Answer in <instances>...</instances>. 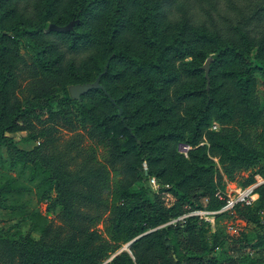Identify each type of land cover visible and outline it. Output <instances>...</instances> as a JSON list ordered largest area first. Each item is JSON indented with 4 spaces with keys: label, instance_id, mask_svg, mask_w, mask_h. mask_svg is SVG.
Masks as SVG:
<instances>
[{
    "label": "trees",
    "instance_id": "trees-1",
    "mask_svg": "<svg viewBox=\"0 0 264 264\" xmlns=\"http://www.w3.org/2000/svg\"><path fill=\"white\" fill-rule=\"evenodd\" d=\"M22 1L0 0V94L14 93L7 86L17 82L9 77L14 74L9 60L17 56L12 41H24L27 52L34 53L30 68L40 70L34 75L46 78L36 84V98L0 101V209L25 215L23 197L32 191L30 183L41 201L52 200L55 190L51 207H60L67 233L50 237L52 225L44 218L40 239L0 229V264H103L142 234L130 250L105 264H260L264 182L255 189L252 205L217 213L214 223L196 215L172 221L196 209L221 210L225 201L216 193L226 192V180L248 187L264 178V96L256 92V74L264 77V0H245L246 5L232 0L230 9L237 8L238 15L224 11L225 24L210 13L212 22L199 27L189 14L165 28L161 9L155 11L148 0L115 5L113 0H46L22 27L10 24L11 5L18 8ZM52 21L61 26L49 29ZM130 33L136 39H129ZM91 49L102 56L83 70L66 63L68 52ZM209 52L215 55L208 78L200 60ZM188 57L195 61L186 62ZM20 59L28 68V60ZM100 75L104 89H91L80 99L71 96V84L94 82ZM185 78L198 85L171 101V89ZM186 101L195 103L189 112L197 109L194 118L199 119L188 136L174 123ZM45 113L70 129L78 122L102 147L101 160L91 149L81 185L70 172L53 175L41 164L40 135L31 130L34 121L45 122ZM216 122L223 125L219 131L213 130ZM156 128L159 132L146 137ZM22 130L30 131L22 136ZM183 144L191 146L188 156ZM167 176L170 187L151 189V179ZM169 192L176 198L173 204ZM229 213L257 226L254 237L244 234L243 247L249 250L238 257L222 247L228 234L219 220ZM183 237L189 246L183 247Z\"/></svg>",
    "mask_w": 264,
    "mask_h": 264
},
{
    "label": "rangeland",
    "instance_id": "rangeland-1",
    "mask_svg": "<svg viewBox=\"0 0 264 264\" xmlns=\"http://www.w3.org/2000/svg\"><path fill=\"white\" fill-rule=\"evenodd\" d=\"M45 1L46 0H41V2H37V0H23L18 8H14L13 5H11V8L13 9L10 12L11 19L9 20V23L21 24L23 22H26L27 19H31V17L35 14L33 13V11L36 5H43L45 4ZM118 1L119 0H113V5L117 4ZM147 2L152 7H155V11L157 8L161 9L162 13L160 22L163 28L167 27L168 24H175L179 20L185 21V17L189 16V14H193L190 20L199 27L201 25H208L212 22L211 17H209L210 13L215 15L216 21L221 20L220 23L223 24H225V21H222V13L224 11H230L238 15L237 8H235L234 10L230 9L233 5L232 0H148ZM237 2L238 5H246L247 3V1L245 0H237ZM234 6L237 7V4L234 3ZM63 18L64 17L62 16V19ZM22 26L23 24H21V27ZM49 26V29H52L60 27L61 25H58L54 21H52ZM262 34L263 33H261L260 36L258 34L256 35V38H259L258 41H260ZM129 35V39H136L133 33H130ZM252 35H255V33H252ZM45 40L47 42L48 38H46ZM120 41L124 43L126 41L125 36L120 39ZM23 42L24 41H22L21 44L18 45L17 42L12 41L11 45L15 49H17L15 50L17 56H11L9 60V63H11L9 69L14 72V74L10 75L9 77H11L12 79H17V82L15 84L9 82V85L7 87L10 90L13 89L14 93H8L7 91L3 90V93L0 94V101H6L8 98H10V96H15L17 98H20L21 100H24V98L26 97L34 99L37 96V93L34 90L36 84L38 83L40 85L42 79L46 78V76L41 78V76L34 75L35 72L40 70H32L30 68V62L34 57V53L31 51H29L28 53L24 47ZM41 42L44 43L45 41ZM208 51H210V49ZM59 54L60 52H57V55ZM214 55L215 53L209 52L207 58H203L200 60L202 65L204 66L207 60L211 58L209 76ZM101 56L102 53L99 50L91 49L79 52L78 54L68 52V54H66L65 56V60L66 63H75L77 69L83 70L87 67V64L94 60V58L99 59L101 58ZM20 58L28 60V62L30 63L28 68H26L25 62H23ZM185 61L189 63L190 61H195V59L193 57H188L185 59ZM184 63L185 62H183L182 60H178L176 62L178 66H183ZM12 64L14 65L12 66ZM62 64L63 66H66L65 62H63ZM204 74H206L205 70ZM256 80L257 95L262 97L264 96V77L261 73L256 74ZM72 85L73 84L69 86V91ZM197 85V81L194 78H185L182 81L181 85L176 86L175 88L173 87L171 89L169 93L171 101H174L176 95L182 93L185 89L189 87L193 88ZM191 103L193 105L194 102H184V105L181 107V109H179L176 117H174V123L177 124L176 126H179L178 131L183 132L187 136L189 134H192L194 126L197 123L199 124V119L194 118L196 117V114L198 112L197 109L194 113L189 112ZM188 112L191 113L192 117H190ZM42 119L45 120V122L41 123L34 121V128L33 130H31L40 135L37 138L36 143L39 146L40 153L42 154L41 159H43V161L41 160V164L44 166V168H48L51 173H53V175H56L58 173L61 176L60 171L62 170L70 172L72 175V181H77V183L81 185V178L87 175L86 169L88 167V160L91 149L95 148L94 154H96L97 158L101 160L102 147L96 145V142L90 138L88 131L80 126L81 124L78 125V122H76V128L70 129L67 126H64L62 120L59 121L62 124L51 121L48 113L43 114ZM216 124L218 125L217 129H212L219 131L223 127V125L220 122H216ZM161 129L166 130L167 128ZM28 131L30 130H22L19 134L22 136H26L29 134ZM157 132H159L158 128L147 132V135L149 136L146 137H152ZM19 134H16L15 137L18 138ZM205 140L206 139H204V141ZM189 149H191V146L186 144L181 145V151L185 153L186 156H188ZM3 150L5 151V148H3ZM148 153H150L149 150L144 153V157H146ZM144 167L148 168L147 161L144 162ZM15 173L16 172H11V174ZM243 175L247 176V173H243ZM171 178L172 177L169 176L163 177L162 179L153 178L155 179V183L151 179V181L149 182V186L153 191L158 192V189L161 186H171L167 183V181ZM137 179L138 178L134 180L135 183L137 182ZM30 186L32 191L27 192L23 197V200L28 202V206L25 212L27 215L7 212L0 209V229L8 230L10 228L13 232L18 230L19 233L23 235L31 234L35 239H40L44 235L42 227H40L42 223L41 218H44L48 223L52 225V231L49 235L50 237L56 235V233L59 231L67 233L65 222L61 218L60 207H51V205H53L52 203L54 199L57 197V191L54 190L51 193L52 200L41 201V194H38V189L32 183H30ZM238 187H240L239 181L226 180L227 192L234 193V191ZM80 188L83 189V187L81 186ZM162 197L164 198L165 195H163ZM166 197L171 201V204L176 202V198L171 192H169ZM31 213H36V215L32 216ZM262 220L264 221V214L262 215ZM219 221L220 225L228 234L227 237L222 236V241H225L222 247L227 249L228 253H230L232 257H238L248 253L249 248L243 247V245L245 244L243 241L246 238L244 234L247 233V235H249L250 237H254V235L256 234L257 226L254 224H248L247 222L238 219L235 214L232 213L226 214ZM12 226L16 227L13 228ZM97 228L100 230V232H103V223L98 224ZM182 240L184 241L183 247L189 246L187 240L184 237L182 238ZM125 245H123V247ZM258 262L260 264H264V256H258Z\"/></svg>",
    "mask_w": 264,
    "mask_h": 264
},
{
    "label": "built area",
    "instance_id": "built-area-1",
    "mask_svg": "<svg viewBox=\"0 0 264 264\" xmlns=\"http://www.w3.org/2000/svg\"><path fill=\"white\" fill-rule=\"evenodd\" d=\"M218 125L215 123L213 125L214 129H217ZM260 179V181H259ZM155 183V179H152ZM264 182V178L258 177V182L248 186V187H238L234 193L231 192H223L221 190L217 191L216 196L219 200L225 201V206L219 211H209V210H202L196 209L189 211L183 215H181L178 219L173 220L172 222L175 223L179 220H185L187 217L190 216H200L204 220L214 223L215 222V214L223 212V211H232L235 209L236 205H252L254 201L257 199V194L255 193V189L258 185Z\"/></svg>",
    "mask_w": 264,
    "mask_h": 264
},
{
    "label": "water",
    "instance_id": "water-1",
    "mask_svg": "<svg viewBox=\"0 0 264 264\" xmlns=\"http://www.w3.org/2000/svg\"><path fill=\"white\" fill-rule=\"evenodd\" d=\"M210 63H211V58H209L206 62V64L203 66L205 72H206V77L209 78V70H210ZM101 76L100 75L94 82L90 83H80V84H74L70 87V94L73 98L75 99H80L82 95L86 94L88 91L91 89H104V86L100 83L101 81ZM122 112V110H121ZM145 234V233H144ZM143 235V234H142ZM142 235H139L138 237L134 238L130 242H128L124 247H122L115 255H113L109 260H111L114 256L122 252L123 250H130L131 245ZM109 260H107L105 263H107ZM103 263V264H105Z\"/></svg>",
    "mask_w": 264,
    "mask_h": 264
}]
</instances>
